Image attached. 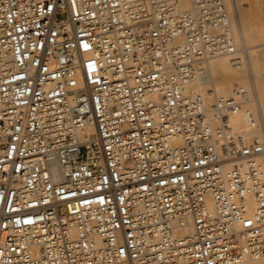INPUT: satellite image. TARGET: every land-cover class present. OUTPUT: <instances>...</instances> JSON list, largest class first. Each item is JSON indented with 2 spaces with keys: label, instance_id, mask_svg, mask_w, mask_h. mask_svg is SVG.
Instances as JSON below:
<instances>
[{
  "label": "built area",
  "instance_id": "2783aa9c",
  "mask_svg": "<svg viewBox=\"0 0 264 264\" xmlns=\"http://www.w3.org/2000/svg\"><path fill=\"white\" fill-rule=\"evenodd\" d=\"M234 19L227 0H0V264L264 258V139L232 125L257 124L254 94L184 89L202 60L243 65Z\"/></svg>",
  "mask_w": 264,
  "mask_h": 264
},
{
  "label": "bare ground",
  "instance_id": "6f19581e",
  "mask_svg": "<svg viewBox=\"0 0 264 264\" xmlns=\"http://www.w3.org/2000/svg\"><path fill=\"white\" fill-rule=\"evenodd\" d=\"M227 2L232 13H234L237 33L246 51L243 65L237 69L227 55L202 60L195 78L184 89L185 91H198L210 101L211 97L208 90L212 88L220 94H228L236 85L247 87L253 92L255 101L245 109L257 112L258 122L254 127H250L245 112L242 111L232 118V125L236 131L246 134L248 138L259 137L264 139V71L260 69L255 56L251 55L260 45L258 43L264 41V21L263 25H260L262 21L255 19L259 9L257 8L256 11L253 0H227ZM259 22L261 23L259 24ZM262 163L264 169V161ZM250 207L252 208L251 211L255 209L253 200L250 202ZM191 231L192 226L188 225L183 228L181 233L186 234ZM242 264H264V258L248 260Z\"/></svg>",
  "mask_w": 264,
  "mask_h": 264
},
{
  "label": "rangeland",
  "instance_id": "374dc122",
  "mask_svg": "<svg viewBox=\"0 0 264 264\" xmlns=\"http://www.w3.org/2000/svg\"><path fill=\"white\" fill-rule=\"evenodd\" d=\"M254 2V6L256 7V11H257V8L259 9L257 12V15L260 17L257 16V18H255L256 20L260 19L261 22H259L260 25H263V21H264V0H253ZM258 3V4H257ZM258 6V7H257ZM261 10V12H260ZM263 10V12H262ZM259 21V20H258ZM259 36V35H258ZM257 36V37H258ZM262 43H264V41H261ZM258 43L260 45H258L257 47V50L256 51H253V53H251V55L253 54V56H255L257 63L258 65L260 66V69H262V71H264V44L262 45V43ZM263 65V66H262ZM228 77V76H227ZM226 77V78H227Z\"/></svg>",
  "mask_w": 264,
  "mask_h": 264
}]
</instances>
